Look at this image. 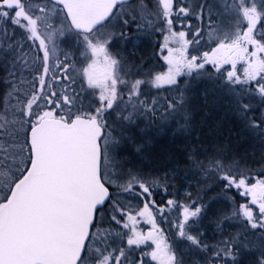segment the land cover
Masks as SVG:
<instances>
[{"label":"snow or ice","instance_id":"6c2138e0","mask_svg":"<svg viewBox=\"0 0 264 264\" xmlns=\"http://www.w3.org/2000/svg\"><path fill=\"white\" fill-rule=\"evenodd\" d=\"M193 19L207 21V51L189 52L204 38ZM149 29L167 32L168 68L143 75L111 49ZM57 41L83 57L78 88L75 55L61 51V60ZM209 66L245 127L264 138V0H155L153 10L145 0H0V264H148L146 257L186 264L150 210L154 189L169 185L132 171L131 157L144 151L143 118L179 116L180 130L190 131L188 89L179 97L159 90L179 91L180 77L210 75ZM185 163L245 197L214 217L202 199L167 200L180 211L176 235L191 260L264 264V171L257 178L242 170V159L219 152L201 158L193 151ZM129 197L148 202L133 215L122 202ZM136 215L151 224L147 235L136 229ZM205 219L220 234L213 245L204 240ZM232 221L242 230L224 235ZM125 238L126 246L117 243ZM149 241L151 251L137 254Z\"/></svg>","mask_w":264,"mask_h":264},{"label":"trees","instance_id":"16d2710c","mask_svg":"<svg viewBox=\"0 0 264 264\" xmlns=\"http://www.w3.org/2000/svg\"><path fill=\"white\" fill-rule=\"evenodd\" d=\"M138 2L139 0L131 1L133 5ZM145 3L149 6L155 7V0H145ZM158 52L159 54H157V58L159 59V56L164 54V51L162 52L161 49H159ZM37 54L38 53L30 52L29 56L33 57ZM215 86L217 92L219 93L221 87L217 85ZM151 91L154 92L155 90ZM159 91L161 97H179L182 94L179 92L172 93L176 90L167 92L163 89H160ZM94 98L95 97H92V99ZM218 99L219 98H214L211 94L206 96V94L204 93V95L199 98L194 97L192 100H188L187 107L191 114L190 131L188 132L178 131V127H180L179 116L168 118V122H166V125H162V123H156V126L154 124H151L146 118V121L149 122V124H146L147 129L144 130V125H141L140 128L144 131H138L137 133V138L142 139L144 142V151L141 155L133 154L134 157L139 156V158L141 157L143 158V161H145L143 165L141 163H137V165L139 166V170L143 172L142 174H138L144 177L155 179L159 178L157 176L160 175L161 171L158 170H160L161 168H168V172H170V170L172 169L179 170L186 168L189 166L187 163H185V161L187 160V154L193 151H199L201 153V158H203L204 156L211 157L213 154H215V152H219L229 158L241 160L244 154H249L247 158H245L244 160L242 159L243 163L241 164V168L242 170L250 171L254 176L260 178L258 174L264 171V153L262 152L260 147L255 146V141L251 138L249 130L244 129V123L242 121L236 120L234 115H231L232 118H229V116L226 115L228 119H224L222 117L224 107L222 106L223 104L221 100L219 99V102ZM160 113L154 115L151 118V121L156 122ZM171 121L173 122V124H170ZM214 148H218V150L216 151ZM147 172H150V175H147ZM212 179L215 180L214 177ZM215 182V187L209 188L210 190L205 193L206 195L203 194L201 198H199L198 191L192 190L194 196H198L192 198L191 200H196L197 198H199L202 199L205 204L209 205V211L207 213L209 217H214L221 212H228L231 205V203L228 204V202L226 201V204L224 206L225 210L222 209L220 212H217L218 208L215 206L212 207L210 205V199L216 193L217 195L220 193H224L225 195H227L232 200L233 208L237 209L242 203H245V197L240 196L235 189L225 191L220 187L219 182H217L216 180ZM216 188H218V190ZM154 193L155 195L154 197H152V199L159 198L158 201H160L158 202L159 204L154 207L153 213V218L156 220L157 225L159 226L160 223L162 224L164 218H167L168 226L172 227L173 231L176 230L174 222L181 219V216L178 219L177 216L173 217L172 214H169L168 209L171 208H168L166 206L167 199L169 198L168 194L164 192L162 187L155 188ZM123 200L122 202H124ZM191 200L188 203H191ZM139 201L146 202L142 199H139ZM162 207L165 209L163 215H161L159 212V209ZM206 221L208 220L205 219L201 225V229L204 232V240L205 243L213 245L218 239H220V234L215 231L214 225L210 222V229H206ZM138 222L139 221L137 220V223ZM231 227H233V224H228L224 235L232 234L233 232L237 233L242 230V224L238 221H236L235 224V227H239L237 230H233L234 227ZM124 242L126 244L125 240Z\"/></svg>","mask_w":264,"mask_h":264},{"label":"rangeland","instance_id":"374dc122","mask_svg":"<svg viewBox=\"0 0 264 264\" xmlns=\"http://www.w3.org/2000/svg\"><path fill=\"white\" fill-rule=\"evenodd\" d=\"M148 7L150 10L154 9L153 6L148 5ZM192 24H193V26H199L203 29L204 38L201 40L199 45L190 46L189 52L191 53L193 51V48L199 49L201 52L209 50L213 45L210 43H206V41L208 40V31H209L207 21H204L201 24L200 22L195 21L193 19ZM56 26L59 27V23H57ZM180 29H181V25L177 24L174 26V30L178 31ZM165 35H167L166 31H153V30L149 29L147 32H145V31L135 32V30H133V32L129 33V36H130L129 40L120 41L116 45V47L111 49V51L113 52L114 55H118L121 58H125V59L132 61L136 65L139 72L143 75H147L148 73H151L154 75L156 73L166 72L168 66L163 60V55L167 54L166 49L164 50V54L160 55L159 59L157 58V54H159L158 50L162 49V46L164 44V36ZM57 43L59 45V50H60V51H58L57 55L59 56V58L61 60H63V56L61 55V51H69L70 50L75 55V61H74L75 71L72 72V75L76 80V84H74L73 87L78 88L80 85V82L82 80V77L80 75V69L83 66H86V64L83 61V57H81L77 53L76 46L74 44H70V43L66 44V43H63L60 41H57ZM172 46H174V45H172ZM55 59L56 58L54 57L53 60L55 61ZM225 67H229V66H225ZM238 67H241V66L238 65ZM56 71L59 72L58 69ZM209 73H210V75L208 73H206L204 76L196 77L195 79H192L189 77H180L179 80L181 81V83H180V90L179 91H177L176 88H168V87L163 88V90L167 91V92H171L173 90H176V91H173L172 93H175V92L184 93L185 89L187 88L188 89L187 102H188V100H192L194 97H197V98L201 97L202 95H204V93L206 94V96L211 94L214 98H219L221 100V102L223 104L222 106L224 107L223 114H222V117L224 119H228L226 117V115L229 116V118H232L231 115H234L236 120L242 121L236 112L235 113L232 112L233 108H232V104H231V97L226 92V90H224L221 87L220 88L221 90H219V93L217 92V89L215 86L216 85L215 79H216L217 75H216L215 71L210 68V66H209ZM56 88L58 91L61 90L60 85H56ZM215 93H217V94H215ZM89 99L91 100L92 97H89ZM219 99H218V101H219ZM170 117H173V116H169L167 113L161 112L159 114L158 120L156 122H152L149 119H147V120L151 124H154L155 126H156V123H162V125H166V122H168V118H170ZM148 121H146V118L142 119L141 125H144L143 126L144 130L147 129L146 124H149ZM170 124H173V122L171 121ZM243 126H244V129L247 130V128L245 127L244 124H243ZM178 131L182 132V130H180V127H178ZM249 134H250L251 138L255 141V143H254L255 146L260 147L262 152L264 153V138H261L257 135H254L250 131H249ZM260 148H259V152H260ZM214 149L216 151L218 150V148H214ZM215 153H217V152H215ZM247 156H249V154L248 155L244 154L242 159L244 160L245 158H247ZM136 157H138V158H136ZM137 163H141L143 165L145 163V161H143V158H141V157L139 158V156H135V157L132 156L131 157V170L136 172V173L142 174L143 172L139 170V166L137 165ZM167 169L168 168H166V169L161 168L160 170H158V171H161L162 173L160 172V175L157 177H159L161 183L166 182L169 185V187L166 191V193L168 194V197H169L168 199H176L180 203H188L192 198L198 196V195L194 196V194L192 193V190L198 191L199 192V198H201L203 196V194H205L208 190H210L209 188L215 187L216 182L214 179H212L213 178L212 176H206V175L201 174V173L197 174V170L193 169L189 166L186 168H183V169H179V170L178 169H172V170H170V172H168ZM164 170H166V171H164ZM147 175H150V172H147ZM216 189L218 190V188H216ZM217 190H216V192H217ZM188 193H191V196H189ZM165 198H166V196H165ZM139 199H141V198L129 197L126 200H123V198H122V200L124 201L123 203H125L127 205L129 212L133 215H135L138 210L143 208L144 203L148 202V201L140 202ZM158 200H159V198H154V201H157V202H155V206L159 204L158 202H160V201H158ZM226 201L228 202V204L231 203L228 212L233 210V209H236V208H233L232 200L227 195H225L224 193H220L218 195L216 193L215 195H213L210 199V205L212 207L213 206L217 207L218 208L217 212H220L222 209L225 210L224 206L226 204ZM150 210L152 211V213H154V207H152L151 205H150ZM168 210H169V214H172L173 217L177 216L179 219L180 212L178 209L171 208ZM136 219L139 221L135 225V227H137L138 231L142 232L145 235H147V233L149 231H152L151 224L147 223L145 218H142V217L136 215ZM231 223L233 224V227H234V228L231 227V228H233V230H237L239 228V227H235L236 221H232L229 224H231ZM205 224H206V229H210L209 221H206ZM163 225H165V226H163ZM158 228L160 229L161 232H163L164 237L166 238L167 242L173 247V249L178 253V255L181 256L186 261V264H195V262L191 260L189 249H188V247H186V242L180 240L178 238V236L176 235V230L173 231L172 227L168 226V219L167 218H164L162 224L160 223ZM162 229H163V231H162ZM120 231L125 232L127 230L120 228ZM252 239L255 240L257 243L259 242L258 236H253ZM125 241H126V238H125ZM117 243H125V242L117 240ZM125 246H126V244H125ZM153 247H154V245H152L151 242L149 241L145 244H142L139 249H136V253L137 252L140 253L142 250L151 251V249ZM145 259L148 261V264H154V262L150 261L149 258L146 257Z\"/></svg>","mask_w":264,"mask_h":264},{"label":"water","instance_id":"95a60500","mask_svg":"<svg viewBox=\"0 0 264 264\" xmlns=\"http://www.w3.org/2000/svg\"><path fill=\"white\" fill-rule=\"evenodd\" d=\"M131 1V0H130Z\"/></svg>","mask_w":264,"mask_h":264}]
</instances>
